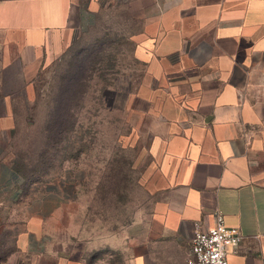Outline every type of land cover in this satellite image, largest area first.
<instances>
[{"label":"crops","instance_id":"1","mask_svg":"<svg viewBox=\"0 0 264 264\" xmlns=\"http://www.w3.org/2000/svg\"><path fill=\"white\" fill-rule=\"evenodd\" d=\"M102 16L123 20L141 66L116 81L114 101L129 139L145 127L144 185L159 198L126 227L78 238L66 213L85 172L26 184L5 140L13 82L29 92L41 63ZM0 68V205L22 212L0 264H187L194 232L216 213L243 237L228 264H264V0H0Z\"/></svg>","mask_w":264,"mask_h":264},{"label":"rangeland","instance_id":"2","mask_svg":"<svg viewBox=\"0 0 264 264\" xmlns=\"http://www.w3.org/2000/svg\"><path fill=\"white\" fill-rule=\"evenodd\" d=\"M115 22L102 16L76 34L61 55L41 63L29 92L22 91L25 80L10 81L18 94L12 100L15 121L5 140L6 158L26 184L53 179L66 166L85 172L66 213L78 238L83 230L104 236L126 227L159 198L144 185L150 159L139 155V147L146 144L145 127L129 139V118L114 101L116 81L141 74L128 32L117 31L124 22ZM21 217L20 208L0 205V256L14 249L16 232L8 227Z\"/></svg>","mask_w":264,"mask_h":264},{"label":"built area","instance_id":"3","mask_svg":"<svg viewBox=\"0 0 264 264\" xmlns=\"http://www.w3.org/2000/svg\"><path fill=\"white\" fill-rule=\"evenodd\" d=\"M242 239L239 230L228 227L224 216L216 213L212 227L194 232L187 264H228L229 251L235 250Z\"/></svg>","mask_w":264,"mask_h":264},{"label":"trees","instance_id":"4","mask_svg":"<svg viewBox=\"0 0 264 264\" xmlns=\"http://www.w3.org/2000/svg\"><path fill=\"white\" fill-rule=\"evenodd\" d=\"M12 252H14V249L12 250V251H10L7 255H5L4 257H2V256H0V261H4L6 258H7V256L9 255V254H11Z\"/></svg>","mask_w":264,"mask_h":264}]
</instances>
